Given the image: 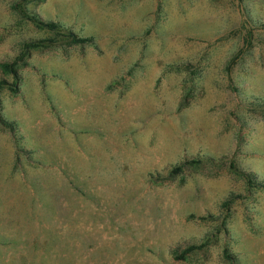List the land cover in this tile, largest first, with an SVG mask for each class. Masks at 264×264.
Here are the masks:
<instances>
[{"label":"rangeland","instance_id":"1","mask_svg":"<svg viewBox=\"0 0 264 264\" xmlns=\"http://www.w3.org/2000/svg\"><path fill=\"white\" fill-rule=\"evenodd\" d=\"M31 41L0 264H264V0H0V62Z\"/></svg>","mask_w":264,"mask_h":264},{"label":"trees","instance_id":"2","mask_svg":"<svg viewBox=\"0 0 264 264\" xmlns=\"http://www.w3.org/2000/svg\"><path fill=\"white\" fill-rule=\"evenodd\" d=\"M28 19L38 28H44L47 29L49 31L55 32V31H60L61 27L59 26V24L54 23V22H45L42 21L39 17L37 16H31L28 17ZM71 40V42L73 44H85V43H89V39H85V38H78L77 36L74 35H70L68 36ZM51 42V41H49ZM38 42H26L22 45V49H21V53L12 61V62H0V70L4 73V74H8L14 77V79L18 80V73H17V66L19 64V62H22L23 59L25 57L28 56V53L31 49L36 48L37 47ZM8 85V82L5 79H0V88L5 87ZM0 123L2 125H4L5 127L9 128L10 130L14 129V125L12 123H8L5 120H3L0 117ZM201 160L200 159H191V160H185L182 165H177L175 166L171 173L172 174H176L178 173L182 167L186 166V165H191V166H195L197 164H200ZM253 177L250 178L249 183H253ZM262 188H264V186H262ZM204 247V244L201 245H197V244H191L188 245L185 249H183L179 255H177V251H174L175 256H179L177 258H184V256L186 254H190L192 252H195L197 250H200L201 248Z\"/></svg>","mask_w":264,"mask_h":264}]
</instances>
